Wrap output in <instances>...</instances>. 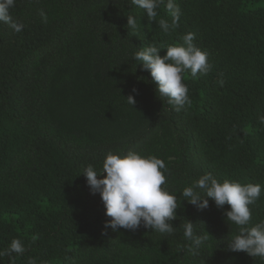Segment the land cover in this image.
Returning a JSON list of instances; mask_svg holds the SVG:
<instances>
[{"label":"trees","instance_id":"trees-1","mask_svg":"<svg viewBox=\"0 0 264 264\" xmlns=\"http://www.w3.org/2000/svg\"><path fill=\"white\" fill-rule=\"evenodd\" d=\"M175 2L182 14L167 33L163 6L154 21L131 0H16L22 31L0 23V251L14 238L26 249L0 264H264L228 250L229 205L209 198L201 210L179 194L206 173L264 188V0ZM189 32L213 67L183 74L191 104L177 112L133 57ZM128 151L165 162L180 204L172 234L105 228L111 218L82 171ZM250 208L249 227L264 221V190ZM185 219L208 236L198 250L184 239Z\"/></svg>","mask_w":264,"mask_h":264},{"label":"clouds","instance_id":"clouds-1","mask_svg":"<svg viewBox=\"0 0 264 264\" xmlns=\"http://www.w3.org/2000/svg\"><path fill=\"white\" fill-rule=\"evenodd\" d=\"M131 4L146 11L149 20L156 21L158 9L162 6L171 17V23L161 18L159 28L167 33L178 27L181 8L175 0H131ZM16 0H0V23L7 24L15 32L22 31L24 25L15 20L11 10ZM43 22L48 17L43 9L39 12ZM127 25L135 29L137 20L134 16H127ZM181 45L150 44L134 53V59L142 62L143 67L150 71V75L157 84L159 97L166 98L168 104L179 112L186 105L191 104L188 86L183 83V74L190 71L193 78L197 74L207 75L213 65L208 60V53L194 44L195 33H187L182 37ZM166 54L161 56V50ZM221 86L224 81H219ZM133 91H136L133 89ZM131 106L135 104L132 95L126 98ZM264 124V116L259 117ZM106 173V176H102ZM168 169L165 162L155 155H142L135 151H128L126 155L109 152L102 162V168L96 169L89 164L82 171L87 185L93 194L99 193L106 209V216L111 219L105 222V228L116 231L125 229L135 231L141 226L152 229L160 234H172L176 210L180 206L177 193L167 190ZM262 190L260 184H242L225 179L218 181L210 173L199 176L191 185L183 188L179 193L189 204L198 209L209 206V198L218 208L230 206L225 211L227 223L234 224L237 233L227 243L232 252H245L252 257L264 258V221L249 227L252 220L250 206L259 200ZM196 224L184 220L183 236L191 242L190 251L204 246L208 236L197 234ZM25 247L21 239L14 238L9 247L0 251V257L11 256L12 253L23 254ZM35 264V261H30Z\"/></svg>","mask_w":264,"mask_h":264}]
</instances>
